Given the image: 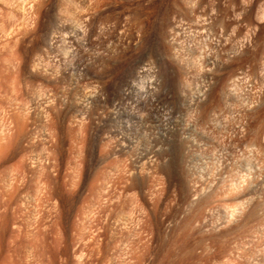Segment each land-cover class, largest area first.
<instances>
[{"label": "rangeland", "instance_id": "1", "mask_svg": "<svg viewBox=\"0 0 264 264\" xmlns=\"http://www.w3.org/2000/svg\"><path fill=\"white\" fill-rule=\"evenodd\" d=\"M14 1L0 264H264V0Z\"/></svg>", "mask_w": 264, "mask_h": 264}, {"label": "bare ground", "instance_id": "2", "mask_svg": "<svg viewBox=\"0 0 264 264\" xmlns=\"http://www.w3.org/2000/svg\"><path fill=\"white\" fill-rule=\"evenodd\" d=\"M16 1H18V0H15L14 2H16ZM22 1V3H23V5H24V9L25 10H29V11H36L37 9H39V5H41L42 4V1L43 0H21ZM80 1V0H79ZM84 1H86V0H83V2ZM98 1V0H97ZM9 2H11V0H0V19L2 20L4 17H5V15H6V7L10 4ZM13 2V3H14ZM19 2V1H18ZM82 2V3H83ZM91 2V1H90ZM93 2H94V0H93ZM92 2V3H93ZM12 3V2H11ZM21 3V4H22ZM51 3V2H50ZM96 3V2H95ZM20 4V3H19ZM44 4H45V6H46V3H43L42 4V7L44 6ZM102 5V4H101ZM10 6L11 5H9V9H12V8H10ZM95 6V5H94ZM16 7H17V4H16ZM20 7V5H18V9H20L19 8ZM8 9V7H7V11H11V10H9ZM17 8H15V10H16ZM17 9V10H18ZM22 9V8H21ZM23 9V11H25ZM14 10V11H15ZM40 10H41V7H40ZM39 10V11H40ZM46 10V9H45ZM13 11V10H12ZM19 11V10H18ZM32 11V12H33ZM47 11L48 10H46V13H47ZM26 12V11H25ZM38 12V11H37ZM35 13V12H34ZM48 13H49V11H48ZM13 14V13H12ZM17 14H18V12H17ZM26 14H28V15H30V13L28 12V13H26ZM32 14V13H31ZM39 14H40V12H39ZM12 16V15H11ZM19 16V15H18ZM24 16H26V15H24ZM14 17V16H13ZM27 17V16H26ZM21 19V18H20ZM32 19V18H31ZM2 25V24H1ZM4 25V24H3ZM8 25V24H7ZM2 27H4V26H2ZM18 27V26H17ZM24 27V26H23ZM29 27V26H28ZM1 28V27H0ZM79 28V27H78ZM4 29V28H3ZM2 29V30H3ZM19 29V28H18ZM17 29V31H19ZM16 31V30H15ZM28 31H30V30H28ZM35 31V30H34ZM27 32V31H26ZM13 33V32H12ZM18 33V32H17ZM79 33V32H78ZM86 34V33H85ZM79 35H81L80 33H79ZM84 35V34H83ZM10 36V35H9ZM76 37V36H75ZM74 36L71 38V40L72 41H76ZM84 39V38H83ZM70 40V41H71ZM69 41V42H70ZM11 42V41H10ZM54 42H56V39L55 38H53V36L50 38V41H49V45L51 46V48H52V45H54L55 43ZM78 42V41H77ZM76 42V43H77ZM54 43V44H53ZM5 44V43H4ZM72 44V43H71ZM1 45V44H0ZM5 48V47H4ZM3 48V49H4ZM2 50V49H1ZM40 67V66H39ZM133 68V67H132ZM40 69V68H39ZM36 71V70H35ZM39 71V70H38ZM46 71V70H45ZM135 71V70H134ZM140 71V70H139ZM130 72V71H129ZM136 73V72H135ZM45 74V73H44ZM139 75V74H138ZM44 76V75H43ZM47 78V77H46ZM45 78V79H46ZM49 79H50V77H48ZM132 78V77H131ZM47 80V79H46ZM51 82V81H50ZM106 85V84H105ZM101 86V85H100ZM110 86V85H109ZM98 88V87H97ZM101 88V87H100ZM95 89V88H94ZM94 89H93V91L91 92L90 91V93L88 94V95H85L84 96V98H82V97H77L78 99H77V101H76V103L78 104V105H80V106H84V102L85 101H87L90 97H95V96H101L102 95V93L104 92H101L102 90L101 89H95V91H94ZM123 89V88H122ZM106 90H108V89H106ZM121 90V89H120ZM124 90H125V88H124ZM124 90H123V93H124ZM106 92V91H105ZM121 92V91H120ZM127 93V92H126ZM91 99V98H90ZM95 101H96V99H95ZM47 102V101H46ZM56 103H59V105H61V107H62V105L65 107V109H66V103H67V101L65 100V99H56ZM89 103V102H88ZM44 111H43V121H44V123L47 125L48 123H50V121H52L53 120V118H52V111H51V106H50V103H45L44 102ZM53 105V104H52ZM64 109V108H63ZM61 114V113H60ZM66 115H67V110H64L63 112H62V116H59L60 117V119H61V121L60 122H64L65 121V119H66ZM68 121V120H67ZM59 122V123H60ZM64 125V124H63ZM150 160H149V162H148V164L149 165H151L152 164V162H154V161H156L157 160V158H155V155L153 154V155H151L150 157ZM49 165H50V161H49V156H48V154L46 153V154H44V155H42V157H40V158H38L36 161H35V166L37 167V168H40V169H46V168H48L49 167ZM240 185V184H239ZM236 186H238V185H236ZM234 189H238L237 187L235 188V186L233 187Z\"/></svg>", "mask_w": 264, "mask_h": 264}]
</instances>
